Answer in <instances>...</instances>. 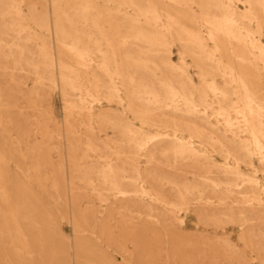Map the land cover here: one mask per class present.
I'll return each mask as SVG.
<instances>
[{"label":"bare ground","instance_id":"1","mask_svg":"<svg viewBox=\"0 0 264 264\" xmlns=\"http://www.w3.org/2000/svg\"><path fill=\"white\" fill-rule=\"evenodd\" d=\"M175 46L179 61L172 57ZM24 65L35 78L31 95L47 84L59 89L72 173L80 172L100 200L146 209L155 224L184 239L191 238L184 233L191 215L195 235L200 225L237 226L264 264V240L256 234L264 226V0H0V75L15 76ZM2 82L0 214L10 221L5 217L0 230L21 258L25 243L42 241L27 231L44 233L52 220L47 214V225L36 230L37 192L8 180L14 175L7 171L6 136L17 103ZM42 115L48 119L39 122L37 146L44 154L50 116ZM80 124L84 147L75 135ZM108 130L116 136L97 135ZM19 194L25 205L9 201ZM72 208L80 229L77 217L87 208ZM216 242L236 258L230 238Z\"/></svg>","mask_w":264,"mask_h":264},{"label":"rangeland","instance_id":"2","mask_svg":"<svg viewBox=\"0 0 264 264\" xmlns=\"http://www.w3.org/2000/svg\"><path fill=\"white\" fill-rule=\"evenodd\" d=\"M24 10H27L26 5ZM172 57L179 61L178 46L173 48ZM11 69L12 65H9L8 71ZM191 72L196 75L193 68ZM11 75L12 72H8L5 79L0 75L3 85L10 88L11 101L17 103L9 113L13 120L6 136L10 149L7 171L14 175L8 180L16 182L19 187H22L19 182H24L37 192L41 209L35 212L37 216L34 217V222L38 227L36 230H39L40 225H47V214H51L52 221H49V230L44 233L37 231L32 234L27 231V235L41 236L42 241L25 243L21 258L15 257L19 250L17 244L0 230V264H46L47 259L50 264H263L255 249L248 242L245 245L240 240L237 226L220 229L200 225L201 231L196 236L191 231L197 227L195 217L191 215L184 231L191 238L184 239L174 231L167 233L161 221L155 224L147 216L149 211L146 209H125L121 203L113 205L107 200H100L89 190L80 172L72 173L74 170L71 169L72 161L69 159V143L72 137L67 135L64 128L65 104L59 89H53L47 84L39 94L31 95L29 89L34 85L35 78L26 73L25 65L23 69L21 67L17 70L15 76ZM112 106L118 107L116 104ZM44 112L50 116L49 122L47 121L50 128V151L42 154V146H37V142L42 138L39 122L47 118L42 115ZM80 125L75 135L84 147L87 133L85 126ZM116 134L112 130L97 133L103 139L114 138ZM42 155H48L49 159L43 161ZM18 158L20 160L17 161ZM256 163L259 165L257 159ZM33 174H39L40 177L31 176ZM54 184L58 187V192L53 189ZM71 187L80 189V194L69 193ZM9 201L20 206L27 203L26 195L21 194L12 195ZM73 203L87 208L82 216L77 217L80 229H77L72 216ZM42 204L46 210H42ZM113 206H120V211L111 209ZM32 212L24 206V214L32 215ZM4 214H0V222L8 216L7 212ZM7 219L9 220L8 217ZM122 221H125L123 228ZM27 223L25 218L19 219V225L23 229ZM260 228V232L256 234H260V238L264 240V226ZM155 229L164 231L153 232ZM61 236L69 240L68 244L61 243ZM217 237L230 238L237 245L239 253L236 258L229 257L228 251L218 247ZM82 241L88 244L84 249L78 246ZM67 255L70 260H67ZM238 255H244L243 259Z\"/></svg>","mask_w":264,"mask_h":264},{"label":"crops","instance_id":"3","mask_svg":"<svg viewBox=\"0 0 264 264\" xmlns=\"http://www.w3.org/2000/svg\"><path fill=\"white\" fill-rule=\"evenodd\" d=\"M46 264H50V263H48V262H45ZM52 264V263H51Z\"/></svg>","mask_w":264,"mask_h":264}]
</instances>
